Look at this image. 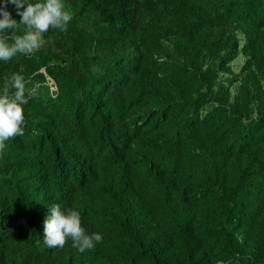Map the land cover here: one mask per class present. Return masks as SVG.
I'll return each mask as SVG.
<instances>
[{
	"label": "trees",
	"instance_id": "obj_1",
	"mask_svg": "<svg viewBox=\"0 0 264 264\" xmlns=\"http://www.w3.org/2000/svg\"><path fill=\"white\" fill-rule=\"evenodd\" d=\"M64 4L65 31L0 61L28 97L0 151V264H264V0ZM53 204L103 240L48 247Z\"/></svg>",
	"mask_w": 264,
	"mask_h": 264
},
{
	"label": "clouds",
	"instance_id": "obj_2",
	"mask_svg": "<svg viewBox=\"0 0 264 264\" xmlns=\"http://www.w3.org/2000/svg\"><path fill=\"white\" fill-rule=\"evenodd\" d=\"M8 4L14 6L19 20L7 9ZM72 18L73 13L65 7L64 0H0V61L40 49L45 43L44 34L50 28L65 31ZM21 25L25 29L23 35L15 36L9 43L6 35ZM25 91L26 79L19 73H13L8 85L0 90V151L9 138L24 134L23 106L28 102ZM43 225L42 237L50 248L63 247L71 239L72 246L83 253L103 240L100 232L85 231L78 210L62 209L58 204L48 208Z\"/></svg>",
	"mask_w": 264,
	"mask_h": 264
},
{
	"label": "rangeland",
	"instance_id": "obj_3",
	"mask_svg": "<svg viewBox=\"0 0 264 264\" xmlns=\"http://www.w3.org/2000/svg\"><path fill=\"white\" fill-rule=\"evenodd\" d=\"M235 64L237 65V69H238V67L240 66V61L236 62ZM234 66H235V65H233V67H234Z\"/></svg>",
	"mask_w": 264,
	"mask_h": 264
}]
</instances>
